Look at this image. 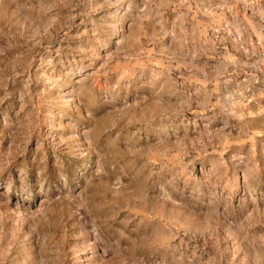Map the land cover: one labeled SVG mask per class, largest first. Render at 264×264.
<instances>
[{
    "label": "rangeland",
    "instance_id": "rangeland-1",
    "mask_svg": "<svg viewBox=\"0 0 264 264\" xmlns=\"http://www.w3.org/2000/svg\"><path fill=\"white\" fill-rule=\"evenodd\" d=\"M0 264H264V0H0Z\"/></svg>",
    "mask_w": 264,
    "mask_h": 264
}]
</instances>
